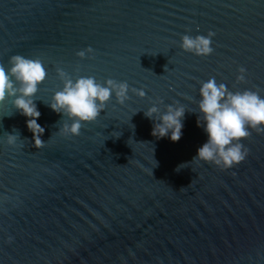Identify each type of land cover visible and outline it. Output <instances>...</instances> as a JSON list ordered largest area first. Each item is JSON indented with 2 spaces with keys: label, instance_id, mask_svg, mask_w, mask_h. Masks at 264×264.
Masks as SVG:
<instances>
[{
  "label": "water",
  "instance_id": "water-1",
  "mask_svg": "<svg viewBox=\"0 0 264 264\" xmlns=\"http://www.w3.org/2000/svg\"><path fill=\"white\" fill-rule=\"evenodd\" d=\"M208 31L210 55L180 49ZM12 55L46 69L33 97L45 131L35 147L0 104V264H264V133L249 129L233 168L192 160L202 81L264 97V0H0V65ZM57 68L127 82V99L64 136L47 107ZM159 101L186 109L177 142L151 135L144 111Z\"/></svg>",
  "mask_w": 264,
  "mask_h": 264
},
{
  "label": "clouds",
  "instance_id": "clouds-1",
  "mask_svg": "<svg viewBox=\"0 0 264 264\" xmlns=\"http://www.w3.org/2000/svg\"><path fill=\"white\" fill-rule=\"evenodd\" d=\"M214 35L212 31L194 36L185 33L180 38L179 47L197 56H208L213 52L211 45ZM76 54L83 57L85 53L82 50ZM56 71L62 87L52 94L47 107L59 114L61 119L67 118L57 131L64 136L79 135L82 123L94 121L112 95L121 103L127 99V82L113 79L98 82L93 76L73 79L63 68ZM46 74L39 59L20 55L10 56L7 68L0 65V104L10 101L12 108L25 117L26 128L31 132L32 143L37 148L44 144L41 136L45 129L37 123L41 113L33 97ZM245 79L246 69L239 67L236 80L242 82ZM133 91L141 97L145 95L143 90ZM199 97L197 111H194L197 113L196 125L202 128L206 140L197 148L192 160L211 163L221 169L233 168L248 155V149L241 141L251 134L249 129L264 133V97L249 89L231 92L225 84H218L214 77L201 82ZM160 103L162 101L153 103L144 111V116L153 121L151 135L177 142L182 136L186 109L177 103L165 105L161 110ZM6 137L9 145L21 140L15 129L11 133L6 132Z\"/></svg>",
  "mask_w": 264,
  "mask_h": 264
}]
</instances>
